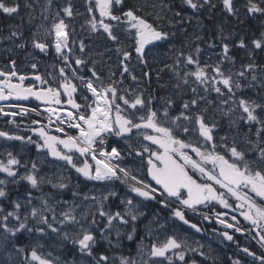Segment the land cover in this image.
<instances>
[{"label":"snow or ice","instance_id":"obj_1","mask_svg":"<svg viewBox=\"0 0 264 264\" xmlns=\"http://www.w3.org/2000/svg\"><path fill=\"white\" fill-rule=\"evenodd\" d=\"M219 3L227 15L243 23L235 0ZM37 6L40 19H51L50 25H36L27 38L20 26L10 27L0 42H11L18 49L30 44L45 54L54 49L57 63L45 75L38 74L36 62L31 63L32 80L39 87L25 83L29 77L18 73L15 60L0 69V101L9 102L8 109H18L6 111L0 106V116L12 117L9 123L17 127L15 117L33 113L47 123L31 120L37 127L28 131L36 139L2 130L0 137L34 145L38 154L64 162L85 180L100 182L105 190L81 194L70 188L71 177L43 173V160L22 162L12 151L2 154L0 264H117V259L119 264H188L187 253L205 255L203 245L194 248L175 234L160 239L153 227L155 216L143 222L145 201L168 209L172 218L197 232L202 229L187 218L189 211L203 220L211 217L201 206L213 211L219 205L238 213L247 228L236 214L231 222L227 212L214 215L224 229L251 233L260 253L248 247L241 251L252 258V264H264V58L258 55L264 53V30L250 41L240 37L238 43L230 44L218 26L221 52L208 62L200 57L199 42L204 37L189 34L188 26L199 22L206 9H216L214 0H180V10L175 0H82L83 12L73 0H66L55 13L53 0L42 4L40 0H0V14L20 16L24 10L31 23L37 18ZM243 8L246 18L264 17V0H244ZM77 16L83 18L82 28L115 46L106 47L105 52L117 57L119 79L110 66L107 75L98 67L105 63V53L96 54L99 60L90 53L85 58L88 45L84 39H73L75 29L70 24ZM177 32L191 39L175 49L172 63L159 71L171 73L180 98L178 109L172 96L160 97L157 106L151 92L139 89L140 78L131 66L135 59L147 68L149 46L168 41ZM233 48L246 53V62L239 67L231 55ZM82 68L87 69L86 75L80 74ZM149 75L143 72L144 77ZM125 77L137 82V87H124ZM185 87L191 93L188 99L183 98ZM29 99L44 105L43 111L39 105L27 108L11 103ZM225 121L227 131L220 134ZM121 141L124 147L119 146ZM126 156L139 160V165H125ZM114 182L127 188L123 198L112 188ZM22 183L28 190L22 198L13 199V186ZM46 187L52 191H45ZM65 191H71L72 201L58 198ZM113 198L119 199L115 211L109 206ZM220 235L234 241L228 231ZM125 239L135 243L138 258L108 254L121 249ZM101 241L107 249L101 250ZM232 264L242 261L235 259Z\"/></svg>","mask_w":264,"mask_h":264},{"label":"rangeland","instance_id":"obj_2","mask_svg":"<svg viewBox=\"0 0 264 264\" xmlns=\"http://www.w3.org/2000/svg\"><path fill=\"white\" fill-rule=\"evenodd\" d=\"M214 1H216V0H214ZM243 4H244V0H239L238 8L240 9V13H242L241 11H242V9H244ZM81 9H83V8H79V10L81 12H83L84 9L83 10H81ZM170 15H171V13H169V16ZM262 18H264V17H262ZM74 20L77 22H79L81 20V25L84 23L83 18L80 16L75 17ZM74 20L71 21V24L75 28ZM188 27H190V31H191L190 34L195 32L196 34L202 35L204 37V41H201L202 43L199 42L200 43L199 46L201 48V53H200L201 60L202 61H208V62H214L220 54L219 51H221V48L219 45L220 40L217 41V39H219L218 36L207 40L205 38V35H204L205 32H203L205 30L204 25L200 24L197 21H193L192 24ZM78 30H80V33H78V31L75 30L73 39H75L76 41H79L80 39H84L85 43L88 45V48L86 49L85 58H87V54L90 53L93 58L99 60L100 57L97 56L96 54L103 52V53H105V55H104L105 63L98 65V67H100L104 71L105 75L108 74V67L109 66L114 71L115 68L112 65V59L110 61L108 60V56L109 55L112 56V54L105 52V48L106 47H112V43L110 41H107L106 39H104L103 41H100V38H102L103 36H101L99 34H91L88 31H86V29L82 28L81 26L78 28ZM227 37H229V40L227 42L230 43L232 37L235 38L237 36L236 35H230V36L227 35ZM173 39H174V37H170V39L168 41H166L163 45L157 46L152 51H149V54L147 57L148 61L153 65V67H155L154 68L155 74L158 75V73H161L164 76V79H163L164 83H161L159 85L160 95L157 96V100H156L157 106H159V103H160L159 98L160 97L172 96L174 99H176V98L180 99L179 96L176 95V92L174 89L175 81L172 78L171 73H169L167 70L159 71L160 69L164 68V65L166 63H168V64L172 63V56H173V52L175 50L174 45H173V43H174ZM190 39H191L190 35L187 38L184 37L182 39L181 44L182 45L186 44L187 40H190ZM250 40L251 39H248V41H250ZM206 42H208V44H206ZM165 44H167V45H165ZM211 44H215V47H211L210 46ZM182 45H180V46L182 47ZM161 54H164V55L160 56ZM260 54L263 55V58H264V53L263 54L258 53V55H260ZM240 55H241V58L246 57V53L243 49H241ZM132 63H133L132 67L134 69V74L137 76H140L139 75L140 70H139L138 62L133 60ZM53 65L54 64H52L50 66V63L49 64L45 63L44 67H47V68L49 67V72H52L51 70L53 68L52 67ZM185 93L186 94L184 95V97H185L184 99H188L189 96L191 95V93L187 87H185ZM17 124L19 125V127H17L16 125H9L8 123H5V121H2V123H0V130L3 131L4 126H5L6 129H8V130L18 129L17 130L18 132L14 131L12 133L13 135H22L20 133H24V132H22L20 130V127L26 128L28 124H20V123H17ZM223 124H224V126H226L227 125L226 121L223 122ZM7 127H9V128H7ZM12 127L14 129H12ZM29 135L25 134L23 136L27 137ZM30 147L35 150L32 153L33 155L30 152ZM7 151H12L14 154L19 155L20 158L22 159V162L35 160L39 163L40 160H43L44 162L40 165L41 171L43 173H47L48 175L63 174L65 176L71 177L70 188L73 190L79 191L81 194H84V193L97 194L98 191H104L105 190L104 186L100 182L86 181L83 177L79 176V174H77L73 169L64 165V162L51 160L49 157H44L42 154H38L34 145L27 144V143L21 142V141H16V140H6V139L0 137V158H3L2 154L6 153ZM123 163L129 167L135 168L136 165L139 164V160H133L132 159V161H130L128 159V157L126 156ZM29 167H30V164H29ZM23 171H24V169L21 168V172H23ZM21 185H24V184L22 183ZM77 185H78V187H77ZM112 188L114 189V185H112ZM127 193H128V190L126 189L124 194H121V195L119 194V197L123 198ZM24 194L25 193L13 194V195H11V197L14 199L17 196H20L22 198V196ZM36 195H39V193ZM58 198L61 199L60 197H58ZM63 199L68 200V201H72V199H73L72 194H71V197L69 199L68 198H63ZM112 200H113V202H116V198H113ZM117 201H119V199H117ZM109 206L113 210V206H111V205H109ZM142 210L146 213L144 208ZM153 217L154 216L150 215L148 218H145L146 219L145 223H147L149 220L153 219ZM164 217L159 218V217L155 216L156 223L153 225V227L156 229V232L159 235L160 239H164L168 235L175 234V235L179 236L181 239H187L188 242L194 248H199L200 245H203V248L201 250L205 253L204 256H208V259H210V260L215 259L217 261H221V259L224 257V253L219 249L222 246L221 245L222 241L220 240V238L218 236H215L214 234L209 233V232L208 233L199 232L197 234H194L192 231H189V230H186V229H183L182 227H180L175 222L176 220L174 218H172L171 216H168L167 218H164ZM160 225H163L164 227L160 228ZM141 231H142V235H144L143 230H141ZM113 239H114V236H113ZM255 242H257V241H255ZM45 243H50V242L46 241ZM101 243L106 244V242H104V241H101ZM145 243H148V240H145ZM69 247H70V245H69ZM121 249H118V251H120ZM190 255L194 256V255H200V254H199V251L189 252V253H187L186 256H190ZM133 257H137L136 251H135V254ZM117 264H119L118 259H117ZM177 264H179V262H177ZM188 264H193V262L188 261Z\"/></svg>","mask_w":264,"mask_h":264},{"label":"trees","instance_id":"obj_3","mask_svg":"<svg viewBox=\"0 0 264 264\" xmlns=\"http://www.w3.org/2000/svg\"><path fill=\"white\" fill-rule=\"evenodd\" d=\"M179 1L180 0H178V1L175 0V3H177L176 4L177 5V9L176 10H180L179 9V5H180ZM238 1L239 0H235L236 7H238ZM135 2H136V0H129V3H135ZM214 2L217 3V8L216 9H213L211 11H208L206 9L202 13L204 16L202 14H200V16H202V18H204V19H202L200 17V21H199V23L203 24L204 27H205V30H204L205 34L204 35H206V36L211 35L212 37H214V36L218 35V26H222V27H224L223 29H224V35L225 36H227L229 34L230 35H236L238 38L244 37L247 40V39H252V38L256 37L262 30H264V27H262V25H264V18L259 17V16L255 17V18H252V17H247L246 18L244 16V9H242V13H240L241 14L240 15V19L243 20V23H239V22H237V19L235 17L229 16L223 11L222 4L219 3V0H216ZM185 11H187V10L185 9ZM212 20H213V22H211ZM226 23H228V24H226ZM210 24H211V28H209ZM212 24H214V26H212ZM212 27H214V28L212 29ZM189 30H190V27H188V31ZM228 30H229V32H228ZM207 33H208V35H207ZM210 33H214V34H210ZM238 33H239V35H238ZM254 35H256V36H254ZM251 36H252V38H250ZM182 39H183V34L181 32H177L176 39H175V42H176L175 45L180 47V45H182V44H180V43H182ZM259 57H260V55H259ZM260 58H263V56L261 55ZM246 59L247 58L244 57L243 61L245 60V62H246ZM150 68H151V70L153 69V71H154V68H152V67H150ZM141 70L143 71V69H141ZM158 74L160 75V73H158ZM142 76H143L142 74H141V76H138L140 78V80H139V89H141V90H143V84L146 85V83H147V82H145V80L142 81V78H141ZM161 83H164V82L162 80H160V78L157 79V75L155 74L154 80L149 82V84H151V87L148 90V92H151L152 95H154L157 98V96L160 95V93H159V85ZM127 87L136 88L137 87V83H134L129 77H127ZM183 98H185V97H183ZM176 101H177L176 107L178 109L179 108L180 99L176 98ZM173 114H176V113L174 112ZM226 131H227V125L220 129V134H225ZM115 187H116V191H118L117 193H119V191L121 190V187H119V184L115 183ZM27 190H28L27 186L26 187L23 186V190L22 191L26 192ZM14 192H17V190L13 191V189H12L11 193H14ZM69 192L70 191L63 192L62 196L64 198H67L68 196L71 195V193H69ZM34 194H36V193L34 192ZM111 201L112 202H110V204H111V206H113V210L114 211L117 210L118 206H119V203L113 202V200H111ZM153 207H154V209H153ZM155 207H157V208H155ZM149 208H150V211H149ZM144 210L146 211V214H147L146 218H148L150 215L151 216H156V217H159V218L164 217V216L165 217L171 216L168 209L162 208L160 205L156 204L155 202H147L146 201ZM187 218L191 222H194V219L192 218V216L187 214ZM145 220L146 219L144 218V220H143L144 223H145ZM141 230H142V227H141ZM141 234H142V231H141ZM240 245L243 246V243L240 242ZM100 248H101V250L107 249V245L101 244ZM123 248L120 251L117 250L116 252H108V254L110 256H115L117 258L120 255H125V256L131 255V256H134L135 251H136L135 243L127 241L125 239L124 242H123ZM223 253H224V257L221 259V261H217L215 259L214 260L204 259V258L195 256V255L193 257V260L195 262L199 261L198 263H200V264H216L215 262H217V264H232L233 260L240 259L242 261V264H252L246 258H243L240 255H238L237 253H235V249L232 246H230L226 250V252H223ZM190 260H191V258L187 257V261H190Z\"/></svg>","mask_w":264,"mask_h":264},{"label":"flooded vegetation","instance_id":"obj_4","mask_svg":"<svg viewBox=\"0 0 264 264\" xmlns=\"http://www.w3.org/2000/svg\"><path fill=\"white\" fill-rule=\"evenodd\" d=\"M40 2L42 4L44 2V0H40ZM65 2H66V0H53L52 13H55V11H57L58 5L62 7L65 4ZM73 2L76 4L77 8H83L82 0H73ZM81 10H83V9H81ZM34 15L37 18L35 20H33L31 23H29L26 12L24 10L21 11L20 16L8 17L6 15L0 14V36H7L10 27L20 26L22 31L24 32L25 37L27 38L30 36L31 32L36 30V25H38L42 22L50 25L51 19H49L48 21H42L40 19V8H39V6H37V10L34 13ZM21 17H23V19H21ZM70 24H71V22H70ZM74 25H75V28L72 24H71V27H73L75 30L78 31V33H80V30H78V28L81 26V20L79 22L74 20ZM183 37H185V35H183ZM103 40H104V37L100 38V41H103ZM165 42L166 41L157 42L156 46H151L149 49L152 51L154 48H156L157 46L163 45ZM237 43H238V40H237ZM230 44H234V41L231 40ZM165 45H167V44H165ZM114 47L115 46L112 44V48H114ZM176 47L180 48L181 46L178 47L177 45H174V48H176ZM9 48H13V51L8 52L7 49H9ZM237 50H240V49L239 48H233L231 55H233V56L237 55L236 56V58H237L236 59L237 60L236 66L239 67V63L242 61V58L240 57ZM219 52H221V51H219ZM77 54H79V53H77ZM162 55L163 54H161L160 56H162ZM238 57H240L239 58L240 60L238 59ZM11 60L16 61V68H17V71L19 74H25L29 77V80L25 81V83L26 84L27 83H35L37 87H39V82L32 80L34 70H32L30 67L31 63L36 62L38 64V74H41V75H45V74L49 73V67L48 68L44 67L45 63H48V64L50 63V66L52 64L57 63V58H55L54 49L50 50L48 53L45 54V53H40L38 50L32 49L30 44L25 49H18V48H14V46L11 44V42H0V69L5 68L6 65L10 66ZM133 60H135V59H133ZM112 65L115 68L114 71L117 73L116 79H119L120 78L119 77L120 69L117 66L118 60L114 54H112ZM132 65H133V63L131 64V66ZM89 67H91V65H89ZM150 67H153V65L149 61H148V67L147 68L142 67L140 65V69L143 68L142 72L147 71L150 73V75L148 77H144L145 82H147L146 83L147 86L143 84V90L146 93L151 87V84H149V82L153 81L154 76H155V72L153 71V69L151 70ZM53 70L54 69L52 68L51 71H53ZM80 74L86 75L87 69L82 68ZM159 77H160V80L164 81L163 80L164 79L163 74L160 73ZM77 83H78V81H77ZM123 86L127 87V77L124 78V85ZM119 145H121V144H119ZM201 209L209 210L208 208H205L203 206H201ZM213 211L227 212L228 213V216H227L228 219H230L233 214H236L238 216V213H233L230 209H222L219 205H217ZM238 219L241 220V223L245 227H248L247 222H244L241 217L238 216ZM208 224H210V223H208ZM243 236H244L243 234L236 233L235 238H234L235 244H237L238 241H244V239H246V238ZM246 243H248V242H246ZM251 248L254 251L256 250V248L254 246H252Z\"/></svg>","mask_w":264,"mask_h":264},{"label":"bare ground","instance_id":"obj_5","mask_svg":"<svg viewBox=\"0 0 264 264\" xmlns=\"http://www.w3.org/2000/svg\"><path fill=\"white\" fill-rule=\"evenodd\" d=\"M178 1V0H177ZM180 2V1H179ZM177 4V3H176ZM240 7V6H239ZM242 12V11H241ZM202 14V13H201ZM203 15V14H202ZM210 15V14H209ZM241 15V14H240ZM204 16V15H203ZM201 18H202V16H200ZM202 19H204V18H202ZM206 19V18H205ZM209 19V18H208ZM243 19V18H242ZM207 20V19H206ZM219 20V19H218ZM210 21V20H209ZM206 22V21H205ZM211 22H213V20L211 21ZM208 24V23H207ZM226 24H228V23H226ZM212 26H214V24H212ZM231 26V25H230ZM232 27V26H231ZM209 28H211V24L209 25ZM214 27H212V29H213ZM224 28V27H223ZM234 28V27H233ZM207 29V28H206ZM228 29V28H227ZM217 30V29H216ZM215 31V30H214ZM239 31V30H238ZM216 32V31H215ZM228 32H229V30H228ZM226 33V32H225ZM236 33V32H235ZM234 33V34H235ZM244 33V32H243ZM242 33V34H243ZM210 34H214V33H210ZM241 34V33H240ZM248 34V33H247ZM207 35H208V33H207ZM230 35V34H229ZM238 35H239V33H238ZM250 35V34H249ZM242 36V35H241ZM254 36H256V35H254ZM215 37V36H214ZM246 37V36H245ZM184 38V37H183ZM233 38V37H232ZM249 38V37H248ZM250 38H252V36L250 37ZM255 38V37H254ZM253 39V38H252ZM219 39H217V41H218ZM248 40V39H247ZM204 41V40H203ZM202 43V42H201ZM233 43V42H232ZM181 44V43H180ZM200 44V43H199ZM206 44H208V42H206ZM220 45V44H219ZM204 47V46H203ZM244 54V53H243ZM263 54V53H262ZM263 56V55H262ZM260 57H261V54H260ZM240 60V59H239ZM245 61V60H244ZM14 190H16V189H14ZM13 190V191H14ZM155 208H157V207H155ZM153 209H154V207H153ZM152 209V210H153ZM157 210V209H156ZM149 211H150V208H149ZM161 212V211H160ZM159 212V213H160ZM163 213V212H162ZM161 214V213H160ZM166 214V213H165ZM162 215V214H161ZM164 218H166V217H164ZM169 219V218H168ZM168 222V221H167ZM231 230V229H230ZM128 244V243H127ZM124 249V248H123ZM197 260V259H196ZM199 260V259H198ZM199 262V261H198ZM216 264H217V262H215ZM224 263V262H223Z\"/></svg>","mask_w":264,"mask_h":264},{"label":"water","instance_id":"obj_6","mask_svg":"<svg viewBox=\"0 0 264 264\" xmlns=\"http://www.w3.org/2000/svg\"><path fill=\"white\" fill-rule=\"evenodd\" d=\"M150 47V46H149ZM29 100H33V101H35L34 99H29ZM28 101V100H27ZM12 102H15V103H18V102H20V103H24V102H26V101H12ZM36 103H38V104H40V102H38V101H35ZM3 103H7V102H4V101H0V104H3ZM40 105H42V104H40ZM44 106V105H43ZM209 221V220H208ZM225 242L226 243H228V244H230L232 241H226L225 240Z\"/></svg>","mask_w":264,"mask_h":264}]
</instances>
